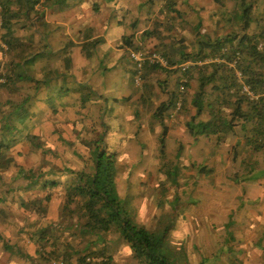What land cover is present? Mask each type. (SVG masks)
I'll list each match as a JSON object with an SVG mask.
<instances>
[{
    "label": "rangeland",
    "instance_id": "rangeland-1",
    "mask_svg": "<svg viewBox=\"0 0 264 264\" xmlns=\"http://www.w3.org/2000/svg\"><path fill=\"white\" fill-rule=\"evenodd\" d=\"M57 1L52 2L57 8L55 15L59 17L60 13L61 19H67L68 24H73V20L77 22L75 17H71L77 11L74 10L71 16H66L60 10L64 3L57 4ZM120 1L122 0H113L114 7L105 3L95 8L93 14H105L110 18L109 25L90 28V34L95 36L99 32L101 40L92 46L85 45L82 53L76 55L65 48L70 44L67 25L50 23L48 29H45L42 21L37 20V32L39 35L45 34L53 47L49 49L53 51V56L42 62V72L49 66L56 74L57 68L53 62L63 60L65 56L73 64L79 63L78 69L84 66L92 68L86 79V90L94 91V99L103 102L102 116L111 124L109 134L102 135L101 142L110 143V139L114 138L109 152L115 154L113 196L127 217L152 233L163 234L165 253L171 255L174 263L264 264V232L259 231L258 234L254 231L255 223L261 224L264 221V150L252 151L248 146L236 145L240 137H232L231 133L223 143L206 135H199L195 139L187 131L186 125L189 115L195 113V108L190 105L193 92H182L179 86L186 77L181 71H174L177 65L172 66L175 63L172 64L170 60L168 67L163 68L174 71V74L169 75L153 69L145 73L149 61L145 63L141 73L130 52L140 51L145 56L156 52L168 59L160 50L172 47L184 52H196L198 46L208 38L216 39L221 35L223 38H239L255 30V22L264 16V0H135V6L131 7L128 4L118 5ZM248 8L249 22L253 24L246 28L245 16ZM36 16L33 13L31 18L37 19ZM21 29L20 26L18 31ZM22 32L26 33L27 29ZM2 33L0 31V46L4 47ZM39 35L35 36L37 43ZM131 37L133 45H128L125 39ZM54 38L56 42H52ZM117 38L130 51L120 47L125 52H118L111 44L115 42V45L121 46ZM35 50L38 48L35 47ZM11 60L12 55L0 51V84L6 82L4 66ZM40 62L35 58L27 62V68L35 79H41L44 75L39 69ZM72 74L74 75H70L71 77L67 76V79H72L71 83L83 79L82 73L74 68ZM138 78L140 79L137 82ZM57 81L59 80L56 78L44 79L38 86L42 88L47 85L48 89L51 86L59 89L60 81ZM23 84L24 92L34 96L31 101L36 99L30 107V121L39 126L43 121L48 122L60 138L56 140L58 143L41 140L46 148L52 143V148H47L44 153L35 154L27 141H19L8 154L15 155L16 162L23 167H28V163H32L33 167L41 165L39 171L47 167L49 171L55 164L59 167L65 162L72 167H80L82 156L89 155L88 149L91 146L86 145L87 141L99 133L97 123L100 118L97 110L100 102L93 104L91 101L89 104L86 101L87 108H81L74 102L73 96L57 100L56 97L62 95L54 93L49 98L42 99L47 90H39L43 92L41 96L40 93L34 94V83ZM171 92H177L175 98H179L182 105L178 108L177 105L171 106L163 117L155 116L162 103L169 101ZM142 97L146 100H142ZM22 98V95L10 89L2 90L0 106L10 109L9 100L19 101ZM185 101L190 108L188 114L185 112ZM59 102L64 103L63 106L60 107ZM165 126L168 131L164 136ZM27 131L25 134L34 133L33 128ZM61 137L66 138L70 145ZM242 140L244 143V138ZM24 143L30 150L27 149L24 155L17 154ZM236 149L238 155L235 153ZM73 154L75 157L71 158ZM247 159L254 163L253 167L246 162ZM18 170L14 166L6 174L15 197L11 194L6 197L5 203L8 201L9 213H14L15 217L3 220L8 223V228L5 235L0 234V240L2 238L19 248L18 255H13L10 259L16 258L22 264L29 259V254L32 259L27 264H62L60 259L48 254L47 257L38 254L39 235L18 231L19 220L25 221V226L31 225L33 221V214L22 216L23 213L31 211L20 200L21 195L30 191L23 189L30 179L23 178L26 174L24 169L17 179L13 178ZM248 176L253 177V180H246ZM33 191L30 194H46L37 187ZM55 193L56 198L50 206L52 223L49 230L51 234L60 236L63 248L73 247L85 253L91 249H105V256H91L95 257L91 260L89 257L90 264H97L98 260L108 261V264H138L133 250L122 237L117 225L103 237L90 233H85V237L80 225L76 224V218L72 224L63 217L64 186L57 188ZM17 195L20 201H15L18 199ZM229 222L231 225L227 227ZM40 224L43 225L44 221L40 220ZM258 236L260 240H256ZM70 242L73 245L69 246ZM1 244L0 241L2 248ZM246 253L250 257L245 256ZM77 256L75 253L74 262H78ZM247 256L249 258L245 259Z\"/></svg>",
    "mask_w": 264,
    "mask_h": 264
},
{
    "label": "trees",
    "instance_id": "trees-1",
    "mask_svg": "<svg viewBox=\"0 0 264 264\" xmlns=\"http://www.w3.org/2000/svg\"><path fill=\"white\" fill-rule=\"evenodd\" d=\"M53 1L0 0V31H3L1 38L4 43V47L3 45L0 46V51L12 55L10 63L4 66L6 82L0 84V92L10 89L23 96L19 101L9 100L8 106H11L10 109L0 106V189L6 185L3 179L9 170L14 166L18 167L17 175L13 177L17 179L20 173L24 172V169L26 174L23 178L30 179L31 186L29 184L28 186L30 188H41L46 193L44 196H37L33 201L28 199L22 203L29 207L31 212L39 213L40 216L48 213L56 198L55 191L60 186H64L63 217L69 223L76 218V224L80 225L83 234L90 233L97 237H103L114 225H117L122 237L133 250L138 264H178V261L174 263L170 254L165 253L163 234L152 233L135 223L132 218L127 217L113 196L112 185L116 175L115 154L109 152L110 147H113L112 139L114 138L110 139V143L101 142V136L109 134V126L111 125L102 116L104 111L103 102L94 99V91L86 90L87 87L84 82L77 81V84H75L73 81L71 85L76 87L71 88L67 76L71 77L72 75L64 74L59 68H57L56 74L51 72L49 76L44 75L41 79H35L27 68V62L36 59L40 50L51 47V44L47 41L44 45L42 39L38 40L40 44L37 43L35 36L39 34L37 24L45 17V7L53 6ZM66 1L58 0L57 4H65ZM250 8L247 9L245 16L246 28L251 27L253 24V22H249L248 12ZM33 13L37 15V19L31 18ZM262 14L264 15V9H262ZM255 23L257 24L255 30L245 33L239 38L237 36L223 38V35L216 39L208 38L198 46L196 52H187V50L184 52L181 49L178 50L172 47L160 50L168 58L167 61L170 60L172 64L175 63L172 66L177 65L174 67V71H181L186 77L179 85L182 88L181 91H185V93L193 92L192 104L190 105L195 108V113L189 115L190 119L187 120L186 125L187 131L195 139L199 135H206L209 138L215 137L220 143H223L226 142L228 134L231 133L230 136L240 137L237 139L236 145L248 146L252 151L264 150V16ZM20 26L22 29L18 31ZM23 29H27V32H22ZM88 32H90L89 29ZM100 40L99 37L94 38L88 41L87 45L92 46ZM125 41L128 45H133L132 37L125 39ZM260 44H263L261 48L259 47ZM35 47L38 50H35ZM67 61L69 62L70 59H67ZM181 61H183L182 63H190L185 71L178 67ZM1 67L0 65V70ZM152 69L167 72L169 75L174 74V71H166L163 66L158 64H149L145 69V73ZM52 76L59 81L63 80L58 84L60 88H56L57 94L62 95L60 99L70 93H75L77 96L74 98V102L81 108H87L86 101L89 104H91V101L93 104L100 102L97 110L100 118L97 123L99 133L94 138L87 139L86 145L91 147L88 149L89 155L84 154L82 156L80 167H72L65 162L59 167H51L49 171L48 167L39 171L40 166L36 169L23 167L22 164L16 162L15 155L10 156L8 153L14 149L19 141H27L35 154L38 152L44 153L48 150L43 146L42 139L39 136L32 133L25 134L29 125L31 126L27 132L31 131L35 124L30 121L29 117L32 114L30 107L36 99L31 101L34 96L24 92L23 83H34V89L36 90L34 94H41L43 92H39V90L41 91L47 85L41 88L38 84L44 82V79H54ZM194 84H196V88H194ZM244 84L250 86L255 94L254 99H251L243 91ZM170 94L169 101L162 103L155 112V116L163 117L171 106L176 107L177 105L178 108V104L182 103L179 98H175L177 92H171ZM100 99H103V97ZM141 99L146 100L144 97ZM189 110L190 108L185 101V112L188 114ZM203 115H206V117ZM167 131L165 126L164 136ZM241 138H244V143ZM63 139L69 144L66 138ZM237 150H235V153L238 155ZM17 154H20V152ZM72 156L75 157L74 154L71 155V158ZM246 162L253 167V162L250 163L248 159ZM235 177L238 178L237 175ZM250 179L253 180V177L248 176L246 180ZM5 188L7 194H13L14 198L15 192L12 186ZM15 201H20L19 197ZM230 225L231 222L226 226L230 227ZM38 241L43 242L41 244L44 249L45 246L51 247L49 256L60 259L64 264H74L73 256L75 253L78 255L76 264H90L88 262L89 257L96 256L99 258L106 254L105 249H91L85 253L73 247H68L63 251L58 245L60 236L54 233L51 234L49 230L39 235ZM107 262L101 260V262L96 263L108 264Z\"/></svg>",
    "mask_w": 264,
    "mask_h": 264
},
{
    "label": "crops",
    "instance_id": "crops-1",
    "mask_svg": "<svg viewBox=\"0 0 264 264\" xmlns=\"http://www.w3.org/2000/svg\"><path fill=\"white\" fill-rule=\"evenodd\" d=\"M134 1L135 0H122V1H120L118 3V5H120V4L121 5L128 4V6L131 7V6H135ZM105 3L108 4L110 7H114L113 0H72V1L71 0H67L66 3L62 6V8L60 10L62 11V13L67 14L66 16H71L70 14H72L73 11L76 10L77 14L75 16H71V17H75V19L78 20L77 22H75V20H73V24H68V20L67 19L66 20L61 19L62 15L60 13H59V17H57L55 15V12H56L57 8L54 7V6H50V7H45V17L42 20V23H43V25H45V29H48V26H49L50 23L60 24V25H67V29H68V31H67L68 33L67 34L69 35L70 44L66 45L65 48H66V50H71L70 51V52H72L71 54H73V55L75 54L76 55L77 53H82L81 50H84V46L87 45L88 41L93 40L94 38H97V37L100 36L98 34L99 32L97 33V35L94 34L95 36H93V34H90V32H88V29H90V28H95L96 29V27L99 26V25H101L102 27L105 26V25H107V26L109 25L108 21H109L110 18H108L105 14H98V13L97 14H95V13L93 14V12H94V10H95V8L97 6H102ZM118 5H117V7L119 8ZM66 9H67V11H66ZM53 11H54V13H53ZM62 18H64V17H62ZM88 19H90L89 22H88ZM40 35H39V40L42 39L45 42L46 41L48 42V39H47L48 37L45 36V34L44 35L40 34ZM117 40H119V38H117ZM120 41L121 40H119L120 45L122 44L121 46L115 45V42L111 43V44H113V46L118 50V52H120L121 48H125V49L129 50V47L127 45H123L124 42H122V41L120 42ZM52 42H56V38H54L52 40ZM118 46H119V48H118ZM52 48L53 47L51 46V47L46 48L45 50H40L38 52V56L36 58L38 61H41L39 63L40 64V68L39 69H40V72L42 74H44V75H47V74L52 72V69L49 66L46 67L44 72H42V70H41V66H42L43 60L53 56V51L49 50V49H52ZM121 52H125V50H123V51L121 50ZM88 56H90V55H88ZM67 59H70V58L65 56V57H63V60H59L58 62H53V65H55L56 68H59L62 72H64V74L68 73L69 75H72V76L74 75V74H72V69L73 68L76 69V71L78 73H82V75H83V79H80L79 82L87 83L88 80H86V79L88 78V75L91 73L92 68L88 69V67L84 66L82 69H78V66H80L79 63L73 64L71 59H70L69 62L67 61ZM44 75H42V76H44ZM68 80H69L68 82H70L69 84L71 86V84H72L71 80L72 79L70 78ZM61 81H63V80H60V82ZM58 82L59 81H57V83ZM74 82H75V84H77V80H74ZM75 87H76L75 85L71 86V88H75ZM44 89L47 90V93H43L44 96L42 97V99H45L48 96L50 97L54 93L57 94V91H56L57 89L54 86H51L49 89H48V86H44L43 89H42L43 92H44ZM72 96H73V98H76L77 94L70 93L69 95L64 96V98L65 97H67V98L69 97L70 98ZM56 98H57V100H60V96L56 97ZM64 98H62V99H64ZM63 104L64 103H60V102L58 103V105L60 107L63 106ZM43 122L44 123L41 124V126L34 124L36 127H33V131H34L33 134H36L37 136H39L40 139H42L43 141L47 140V143H48V141H52L53 143H58L56 140H58L60 137H59L58 133L53 131L54 127L51 129V125L48 122H46V121H43ZM37 126L39 128H37ZM236 144H237V142H236ZM25 146H26V143H24V145L19 150L20 153H23L22 155H24L27 152V149H29V147H25ZM51 146H52V143H49L47 148H52ZM27 165H28V168L33 167L32 163H28ZM34 166H36V164ZM39 166H41V165H39ZM55 166H57V165L55 164ZM35 168L36 167H33V169H35ZM6 174L4 176L5 178L3 179V181L5 182L6 185H4L3 188L1 187V189H0V218L2 220V221H0V234H3V235H5L7 233L6 230L8 228V223H4L3 220L12 219V218L15 217L14 213H9L8 201H6V203H5L6 197L8 198L9 196H11V194H7V189L5 188V187H8L9 184H10L8 179H6V178H8L6 176ZM28 184L30 185V180H28L27 181V185H25V189L30 190V191H29V193H27L25 195H21L20 200L22 201V203H24V201H27L28 199H31L33 201L37 197L35 194H30L34 190V187L30 188L28 186ZM20 214H22V213H20ZM32 214H33V217H32L33 221L31 223V225L25 226V224H26L25 221H23V220L22 221H20V220L18 221V224H20V227L18 228L19 232H24L25 231V232H30L31 234L32 233H36V235H41V234L45 233L46 231H48L50 229L49 226H50V223H52L51 219H50V218H52L50 216V214H51L50 210L45 215H41V216L39 215V213H35V212H31V211L29 213H28V211H27V213H23L22 216H24V217H27V216H30V215L32 216ZM39 219L41 221H44L43 225L40 224V220ZM262 225H264V221L261 222V224L259 222L255 223L254 231H256L258 234H260L259 231H261V233H263L264 232V228H262ZM49 232H50V230H49ZM33 237H35V236L33 235ZM6 238L9 240V237H6ZM256 240H260V237L258 236ZM0 241L2 242L1 245H2V248H3L2 249L0 247V264H22V263H20L21 261L16 259V258H11L10 259L11 256L18 255L19 248H17L16 246H13V243H11V242H8V241L6 242V240L4 241L2 238H1ZM41 243H43V242L40 241V244H38L39 248H40V250H38V254L40 256L44 255V257H47L46 254L49 255V250L51 249V247L45 246V250H44V248H43ZM58 245L63 251H65L66 248L62 247V243H60V241H59ZM70 245H73L72 242L69 243V246ZM4 248L8 249V251H5ZM244 249H246V248H244ZM43 251H45V252H43ZM246 255H249V254L246 253L245 256ZM249 257H250V255H249ZM249 257L247 256V257H245V259L249 258ZM28 258L32 259L31 254H29ZM243 258H244V256H243ZM29 259L25 260L24 263L27 264V261ZM97 262H101V260H98ZM74 264H76V262H74ZM255 264H257V262Z\"/></svg>",
    "mask_w": 264,
    "mask_h": 264
},
{
    "label": "built area",
    "instance_id": "built-area-1",
    "mask_svg": "<svg viewBox=\"0 0 264 264\" xmlns=\"http://www.w3.org/2000/svg\"><path fill=\"white\" fill-rule=\"evenodd\" d=\"M263 44H260L259 47L261 48ZM132 54V57L134 58V60L136 61L138 68L140 70V72L142 73V69L145 65V63L147 61H149L148 63L152 64H160L163 67H168V61L166 58L162 57L159 53H151L148 56H145L142 52L140 51H134L131 50L130 51ZM189 62L186 63H182L180 64L178 67H181V70L185 71L188 66H189ZM240 75V73H239ZM140 78L137 79V82L139 81ZM243 91L251 98L254 99L255 98V94L253 93V91L251 90L250 86L247 84H244L243 86ZM257 97V96H256ZM178 106H180V103L178 104ZM91 258H95V257H90L89 259L91 260ZM63 264V263H62Z\"/></svg>",
    "mask_w": 264,
    "mask_h": 264
}]
</instances>
